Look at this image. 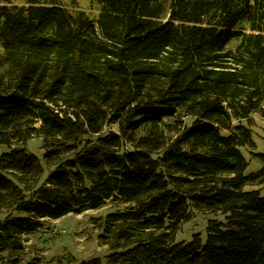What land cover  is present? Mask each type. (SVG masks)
<instances>
[{"label":"trees","instance_id":"16d2710c","mask_svg":"<svg viewBox=\"0 0 264 264\" xmlns=\"http://www.w3.org/2000/svg\"><path fill=\"white\" fill-rule=\"evenodd\" d=\"M97 1V20L0 6V250L113 207L95 222L106 264H264V198L246 190L264 167L242 152L264 118V0ZM193 210L227 223L177 243Z\"/></svg>","mask_w":264,"mask_h":264},{"label":"rangeland","instance_id":"374dc122","mask_svg":"<svg viewBox=\"0 0 264 264\" xmlns=\"http://www.w3.org/2000/svg\"><path fill=\"white\" fill-rule=\"evenodd\" d=\"M48 1V0H45ZM72 14L85 13L89 18L97 20L101 13V5L97 0H56ZM29 0H0V6L27 7ZM238 42L232 41L228 49H234ZM3 49L0 46V59ZM176 118V117H175ZM175 118L168 121L174 122ZM255 125L252 126L254 147L243 148L242 152L250 163L247 174H253L264 167V161L258 155H264V118L254 114ZM182 121L186 122L185 118ZM118 130L112 125L106 131ZM43 140L33 138L27 145L28 151L38 157H43ZM9 149L0 145V155ZM247 191L260 190L264 198V186L247 187ZM125 209V208H123ZM113 207H105L98 211H85L83 214L51 220H42V228L36 232L22 235L23 251L0 250V264H80L82 262L99 259L106 264V258L111 254L109 247L101 242V234L96 221L109 213L115 212ZM192 218L179 228L176 242H192L200 237L204 244L209 237V227L212 222L226 224V216L206 211H192Z\"/></svg>","mask_w":264,"mask_h":264},{"label":"crops","instance_id":"0c3cea01","mask_svg":"<svg viewBox=\"0 0 264 264\" xmlns=\"http://www.w3.org/2000/svg\"><path fill=\"white\" fill-rule=\"evenodd\" d=\"M262 195H263V193H262ZM263 197V196H262Z\"/></svg>","mask_w":264,"mask_h":264}]
</instances>
